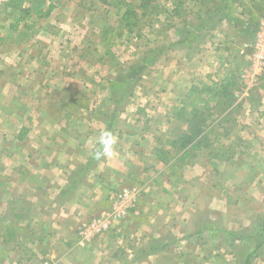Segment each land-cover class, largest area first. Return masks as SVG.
<instances>
[{"label":"crops","instance_id":"crops-1","mask_svg":"<svg viewBox=\"0 0 264 264\" xmlns=\"http://www.w3.org/2000/svg\"><path fill=\"white\" fill-rule=\"evenodd\" d=\"M206 1L199 2L198 13L202 15L199 22H203L201 26L211 24L210 29L215 22H209L216 15L222 21L232 8H246L244 12L238 9L239 15L245 16L244 25L238 33H232L240 37L249 36L251 18L264 0H212V5H206ZM38 2L31 0L19 5L18 14L11 13V0L7 4L0 2V264H202L212 259L210 252L216 248L200 239L204 227L196 217L205 208L194 203L193 208L183 209L186 204L181 197L188 196L189 189L174 191L169 183V173L172 175L178 166L164 173L165 167L178 161L182 151L176 154L164 143L170 153L165 156L162 148L151 145L150 126L156 122L147 120L151 117L148 113H144L145 123L140 127L134 125L136 120H131L135 111L126 115L123 111L107 114L99 109L100 102L107 100V93L101 98L94 90L92 97L89 81L73 78L75 74L68 78L71 69H63L54 54L71 48L68 40L75 32L71 37L60 27L39 30L42 25L36 22L48 18L50 12L35 19L31 14L24 15ZM263 16L254 21L259 22ZM235 21L243 22L236 18ZM25 27L30 33L24 31ZM183 40L180 38L175 43ZM28 53L29 58L25 57ZM46 54L52 55L53 61L35 62ZM21 57L31 60L28 74L25 64L19 61ZM57 73L67 78H59ZM171 83L167 91L171 101H175ZM93 86L99 84L94 82ZM170 97L167 108L176 109ZM190 97L189 91L181 99L185 102ZM132 101L130 98L131 105ZM181 109L187 117L188 111ZM126 116L129 123L120 125L119 119ZM172 117H178L177 111ZM106 131L115 137L116 143L111 154L96 158L95 153L101 148L99 138ZM187 131L185 124L174 134ZM155 134L165 135L161 129ZM194 157L183 166V161L178 162L182 173L177 176L183 180L179 183L186 188L193 182L200 188L203 184L197 182L203 165L194 161ZM195 169V176L188 174ZM131 178L140 179L149 190L147 201L132 212L146 223L132 233L141 232V236L136 238L135 246L131 243V257L120 241H113L111 234L81 245L77 229L91 217L108 210L109 197L119 189L120 181ZM155 181L160 185L152 187ZM202 192L189 196L202 198ZM207 205L209 210L214 209L212 201ZM205 230L212 231V227ZM115 243L118 249L113 251ZM262 258L258 256L250 264H264ZM233 261L222 260L221 264H235Z\"/></svg>","mask_w":264,"mask_h":264},{"label":"rangeland","instance_id":"rangeland-1","mask_svg":"<svg viewBox=\"0 0 264 264\" xmlns=\"http://www.w3.org/2000/svg\"><path fill=\"white\" fill-rule=\"evenodd\" d=\"M123 1L130 3L135 11V15L130 16V21L133 22L131 28H127L121 19L125 6L119 5L116 0H107L105 3L98 0H39L36 7L24 15L31 14V18L35 19L50 8V16L36 22L43 26L39 30L60 27L65 31L64 34L71 35L75 32V36L71 35L74 37L68 40L71 48L67 52L54 54L57 58L55 61L63 69H71L68 70L71 73L69 79L75 74L73 78L89 81L92 97L94 90L101 98L107 93V100L101 101L99 108L107 114L112 111L116 115L123 111L126 115L135 111V116L131 120H136L137 123L134 125L140 127L145 123L144 113H148L151 117L147 120L156 122L150 126L152 127L150 140L151 138L153 140L151 145L162 148L163 152H166L165 156L170 154L165 150L164 143L168 144L166 139L176 137L179 133L174 132H179L180 127L185 124L188 130L193 127L184 121L187 118L180 112V107L185 108L186 112L191 108H197L202 122L198 128L193 129L198 132L195 138L200 141L201 146L183 161L182 166L197 154L193 160L203 165L202 176L197 177V182L203 183L201 188L195 185L196 182L188 188L179 183L183 182L177 176V173H182L179 161L165 167L164 173H168V168L178 166L172 175L169 173V183L173 187L171 190L174 191L189 189L188 196L181 197L185 198L186 205L182 207L183 209L189 206L193 208L194 203H197L198 208H205L196 215L197 221L204 227V234L200 239L205 240V244L213 243L216 249L210 252L214 257L202 264H221L222 260L233 261L232 258L235 264H244L247 255L250 254H253L251 260L258 256L264 259V67L258 70L251 82L245 76L251 64L248 55L254 35H251L256 22L254 19L263 16L264 1L259 7L260 10L253 14L252 20L250 19L253 22L250 23L249 36L240 37H234L232 33H238L237 31L244 25L245 16L238 13V9H242L243 12L246 10L244 6L232 8L222 21L216 15L215 19L209 22H215L214 27L210 29L211 24L205 23L201 26L203 22L201 24L199 22L202 18L198 13L201 11L199 2L203 3V0ZM0 2L7 4L8 0ZM30 2L31 0H11V13L18 14L19 5ZM212 2L207 0L205 3L212 5ZM143 3L146 4L142 6ZM211 16L213 17L212 14ZM247 16L250 17V14ZM234 17L237 20L242 19L243 22L235 21ZM258 23L256 22L257 25ZM24 31L30 33L27 27ZM180 38L184 39L183 42L175 43ZM182 43L184 45L181 46ZM30 55L28 53L25 57L29 58ZM25 57H21L19 61L25 64V74H28L31 60H25ZM52 57L48 54L40 55L35 62L53 61ZM142 58L148 62L147 66L139 74V82L133 88L132 86L128 88L132 83L129 78L123 76L129 71L130 66L139 64ZM34 67L36 68L35 65ZM62 73H57V76L62 78L65 76ZM230 75L234 76L232 79L234 86L227 89L226 93L231 95L225 96L226 94L222 93L218 96L213 92L200 90L192 94L190 92L191 97L185 102L181 99L193 86L214 88L228 82ZM119 80L125 82L121 88L115 85ZM170 81L175 89L172 91L175 101H171L167 91ZM94 82L99 86L94 87ZM112 96L116 102H113L115 99H112ZM168 97L176 109L167 108L170 103ZM130 98L133 99L132 105L129 102ZM176 111L178 117L174 119L172 116ZM127 123H129L127 116L119 119L120 125L126 126ZM159 129L165 135H160L161 137L158 134L153 135L155 131L159 132ZM165 131L173 132L174 135H169ZM204 133L207 134L206 139L201 138ZM171 149L174 152L178 151L176 148ZM196 169L189 170L188 174L195 176ZM158 181H155L152 187L159 186ZM131 187L139 189L134 207L122 217L110 219L109 227L91 240L103 234L105 236L111 234L114 242H121L120 246L129 257L132 255L131 243L135 246L136 238L141 236V232L132 233L137 226L146 223H142L144 219L132 212L139 204L146 202L149 196L146 195L149 194V190L144 183L140 179L132 181V178L121 180L119 189L113 193ZM152 187L150 189H153ZM199 190L203 191L202 198L189 196L190 193ZM209 200L212 201L213 210L207 208ZM109 210L110 207L102 212L106 213ZM103 213L91 217L82 224L77 229V234L92 219L102 217ZM207 226L212 227V231L205 230ZM158 239L162 237L159 236ZM86 243L88 241L80 242L81 245ZM218 243L220 245L216 247ZM115 245L116 243L113 251L118 249V245L117 247ZM158 250L160 249H156Z\"/></svg>","mask_w":264,"mask_h":264},{"label":"trees","instance_id":"trees-1","mask_svg":"<svg viewBox=\"0 0 264 264\" xmlns=\"http://www.w3.org/2000/svg\"><path fill=\"white\" fill-rule=\"evenodd\" d=\"M98 1L101 3L107 2V0H98ZM116 2L119 5L125 6V11L121 16V19L125 23V26L127 28H131L133 26V22L130 21V16L131 15L134 16L135 11L132 9V6L130 5V3H125V1H123V0H116ZM145 4L146 3H143L142 6H144ZM51 9H52V6H51ZM49 11H50V8H49V10H47L45 12V14H48ZM21 12H23V11H21ZM263 15H264V13H263ZM256 26H257V24L254 25V27L252 28V31H255ZM249 27H250V25H249ZM104 32H106V31H104ZM147 63L145 62V58H142V61L139 64L130 66L129 71L126 73L125 76H123L126 79L129 78L131 83H132L128 86V88H131V86L133 88V86L139 82V74H141V72L143 70H145ZM124 78L121 81H123ZM229 78H230V80L228 82H224V83H222L219 86L214 87V88H210L209 86H204V87H200V88L193 86L192 89H190V92L192 94L195 91L202 90V91H205L207 93L209 91L213 92L215 95H218V96L221 95L222 93L226 94L225 96L231 95V93H226V90L229 89L230 87L234 86V83L232 81V79H234V76L230 75ZM124 83L125 82H120V80H119L118 83H115V85H116V87L121 88ZM112 99H115V98L112 96ZM116 101L117 100L115 99L113 102H116ZM182 109L185 110V108H183V107H182ZM186 118L187 119H185V121L189 125H192L194 128H198L202 122V120H201L202 117L200 116L199 111L195 107L191 108L188 111V116ZM193 127H191V130H188L187 132L178 134V135H176V137H173L172 139H166L167 140L166 142L171 146V148L178 149V151H176V152L182 151V153L179 155V157L177 159L178 161H184L185 159L189 158L191 156V153L194 150L199 149V146H201L200 141H197L195 138V136L198 134V132L196 130H194ZM201 138L206 139L207 134L204 133L201 136ZM252 257H253V254L247 255L244 264H250Z\"/></svg>","mask_w":264,"mask_h":264},{"label":"built area","instance_id":"built-area-1","mask_svg":"<svg viewBox=\"0 0 264 264\" xmlns=\"http://www.w3.org/2000/svg\"><path fill=\"white\" fill-rule=\"evenodd\" d=\"M249 48L248 58L251 64L245 76L251 82L258 70L264 67V16L259 20ZM138 194L139 189L135 187L125 188L117 193H112L109 197L110 210L103 213L102 217L92 219L86 226L81 228L78 231L79 240L82 242L91 241L94 236L109 227L108 221L110 219L114 220L127 214L134 207V201Z\"/></svg>","mask_w":264,"mask_h":264},{"label":"clouds","instance_id":"clouds-1","mask_svg":"<svg viewBox=\"0 0 264 264\" xmlns=\"http://www.w3.org/2000/svg\"><path fill=\"white\" fill-rule=\"evenodd\" d=\"M115 143V137L110 132L106 131L101 133V136L99 138V144L101 148L95 153L96 158L111 154Z\"/></svg>","mask_w":264,"mask_h":264}]
</instances>
